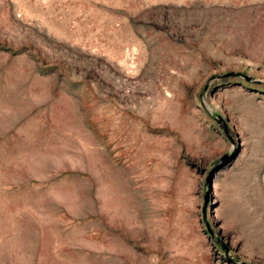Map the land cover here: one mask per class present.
I'll list each match as a JSON object with an SVG mask.
<instances>
[{"label":"rangeland","instance_id":"1","mask_svg":"<svg viewBox=\"0 0 264 264\" xmlns=\"http://www.w3.org/2000/svg\"><path fill=\"white\" fill-rule=\"evenodd\" d=\"M0 264H264V0H0Z\"/></svg>","mask_w":264,"mask_h":264}]
</instances>
